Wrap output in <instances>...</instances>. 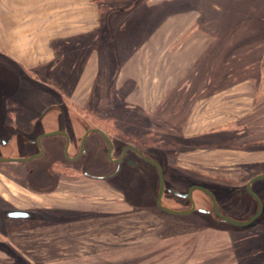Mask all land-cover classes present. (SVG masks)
Masks as SVG:
<instances>
[{"label":"rangeland","instance_id":"obj_1","mask_svg":"<svg viewBox=\"0 0 264 264\" xmlns=\"http://www.w3.org/2000/svg\"><path fill=\"white\" fill-rule=\"evenodd\" d=\"M107 1L103 2L102 9L105 8L106 11L112 9L110 13H106V25L111 30L115 48L119 43L121 45L127 43H125L126 50L122 54V59L126 60L125 65L121 56L115 58L109 53V33L99 32L89 40L90 55H95L89 59V66L82 68L58 66L52 71L54 66L37 68L24 66L22 69L39 76L38 83L42 84V88H47L48 84L56 86L62 97L67 99L66 105L71 103L78 107L85 105L91 114H103L110 117L111 121L116 120V126L123 134L132 132L137 136L148 135L146 137L148 151L162 163L168 161L170 165L175 163V168L179 166L195 168L201 172L211 171L212 174L233 177L236 168L232 166H214V168H204V171L203 168L187 165L186 159L193 161L187 153L200 146L202 142L209 141L216 144L214 146H218L225 138L237 140L244 137L248 134L249 125L258 123V118H261L262 114L257 113L256 116L249 118L251 113L256 111L254 109L241 113V119L235 115L232 123L213 130V132L228 130L227 134L207 137L208 139L203 136L184 138L179 135L178 130L185 133L189 111L201 100V97L214 91L230 90L231 85L246 79L251 81L249 92L256 93L259 88L260 101L264 106V68H262L264 66V0H219L229 7V14L210 30L208 29L209 33L213 32L217 37L212 49L200 55L197 53L180 55V52L178 55H170L165 54L166 50L165 55H160L155 48L153 61L156 63L158 60V63L154 68L146 63L144 53L147 49L143 52L139 50L138 56L130 63L129 43L132 41L128 39L130 37L128 30L131 28L129 23L132 14L147 8L150 13L158 12L161 6L154 7L151 4L152 7H147V0ZM26 4L33 7L34 1L26 0ZM195 16V14L190 15L191 18ZM148 27L144 29L147 30ZM139 30V32L143 31V29ZM168 34L169 32L166 36ZM3 38L7 36L0 28V39ZM159 41L153 39L155 46ZM177 42L181 43V40ZM143 48H140L141 51ZM105 53H109V57L106 55L109 66H102V62L97 58L98 54L103 58ZM174 60L175 63L172 62ZM135 61H138V66H134ZM187 61H192L193 67L190 71L184 72L187 66H190ZM0 66L12 69L15 67L10 66L5 56L1 54ZM171 66L172 68L183 66L184 70L181 71L182 74L176 71L172 73L169 69ZM260 68L262 70L259 73ZM151 69L154 71L150 72ZM183 78L188 83L186 86L182 84ZM258 78H261V82L257 86ZM110 80L112 86L108 90L107 85ZM9 84L12 87L15 85L12 81ZM35 101L40 109L52 103L45 98H42V101L38 99ZM123 104L133 105L138 109H126ZM112 123L109 125L116 128ZM260 137V140L249 144L246 148L252 146L264 148V133L260 134ZM244 141H247V138L239 142ZM222 146L224 145L219 147ZM219 158L221 157L212 159ZM245 166L262 169L264 163ZM175 168L173 166L169 168L170 174L176 173ZM134 176L138 191L142 195H147L149 188L142 176L136 172ZM81 179L83 180L79 185H83L82 187L66 182L59 183L60 188L57 190L54 189L55 182L49 177H43L35 183L17 184L5 179L0 180V194L3 195V198L0 196V209L5 208L3 205L6 202L5 198L13 204L12 207L31 210L28 212L38 218L36 221L21 223L18 221L24 220L12 218L18 221L3 222L0 217V227H2L0 230L3 232V236L0 234V241L1 237L6 239L12 232H27L30 236L23 234L24 238H19L17 241L25 242L26 245L35 243L37 247L46 245L45 247L49 249L55 247V253L53 249L51 250L50 261L42 264H253L252 258L261 252L259 249L263 248L264 239L257 238L254 235L255 230L239 233L207 217L196 218L201 225L194 227L190 225L197 222L192 219L193 217L173 218L159 215L155 210L152 212L140 210L142 205L130 194L128 187L130 184L126 183L130 181V177L124 182L125 185L120 179L115 178L105 181ZM75 190H82L84 197L74 196L72 191ZM53 191L58 192L51 193ZM195 194L203 197L199 193ZM56 204L78 209L74 211L61 209L58 212L37 211L42 209V206ZM78 210L83 211L73 213ZM36 232L41 235L36 239L38 242L33 240ZM0 249L1 252L13 255V251L8 247ZM20 261L23 260L20 258ZM0 264H9V262Z\"/></svg>","mask_w":264,"mask_h":264},{"label":"flooded vegetation","instance_id":"obj_2","mask_svg":"<svg viewBox=\"0 0 264 264\" xmlns=\"http://www.w3.org/2000/svg\"><path fill=\"white\" fill-rule=\"evenodd\" d=\"M38 79L39 76L25 72L18 66L13 69L0 66V180L17 184L35 183L49 177L55 182L54 189L57 190L59 183L66 182L82 187L79 185L83 180L81 178L92 181L115 178L124 184L130 177L126 183L130 184V194L142 205L140 210H155L159 215L173 218L193 217L195 221L196 218L207 217L239 233L255 230L254 235L264 239V180L253 181L247 188L249 181L264 174V168L236 166V177H231L178 165L175 168V163L170 165L168 161L162 163L148 151L145 136L138 137L132 132L123 134L116 126V120L111 121L103 114H91L85 105H66L67 99L62 97L56 86L48 84L47 88H42ZM11 81L15 84L13 87L9 84ZM111 86L110 80L108 90ZM42 98L52 103L40 109L35 100L42 101ZM48 107L52 109L48 110ZM112 122L116 128L109 125ZM229 144L227 142L226 145ZM171 166L176 173L170 174ZM134 172L146 182L149 188L147 195L138 191ZM105 175L110 177L93 178ZM54 192L58 191L51 193ZM72 192L74 196L84 197L82 190ZM5 201L3 210L25 211L16 208L18 206L12 207L9 200ZM157 202L172 213L160 208ZM259 203L260 213L250 228L230 225L219 216L245 222L258 211ZM149 204L151 206L148 207ZM61 209L74 211L78 208L56 204L42 206L37 211L58 212ZM135 209L138 210L137 207ZM11 221L18 220L8 222ZM190 225L200 227L201 222ZM259 250L261 252L252 258L253 264L264 263V245Z\"/></svg>","mask_w":264,"mask_h":264},{"label":"crops","instance_id":"obj_3","mask_svg":"<svg viewBox=\"0 0 264 264\" xmlns=\"http://www.w3.org/2000/svg\"><path fill=\"white\" fill-rule=\"evenodd\" d=\"M33 1L34 6L30 7L26 4V0H0V28L8 38L0 39V54L5 56L10 66L20 68L24 66H35L36 68L54 66L51 70L58 66L69 68L89 66V59L95 56L90 55L89 40L99 32L109 33V53L115 58L121 56L122 59L127 43L125 42L126 44L123 45L119 43V46L115 48L116 46L110 34L111 30L106 25V13H110L112 9L107 11L105 8L102 9L103 2H108L107 0ZM183 1L190 0H147V7H152L151 4L154 7L160 5L161 9L158 12L150 13L147 8L132 14L129 23L131 28L128 30L130 32L128 39L134 43V45H132V42L129 43L131 51L128 58H130V63L138 56L139 50L143 52L144 49H147L144 53L146 54V63H148V66H153L152 68L158 63V60L156 63L153 61L155 48L160 52V55L164 54L165 50V54L170 55H178V52H180V55H187L188 53L200 55L212 49L216 44L217 37L214 35L215 33H209L208 31L212 26L223 20L224 16L219 14L226 3L219 0H196L199 4L198 9L193 7L192 9L179 10L178 8ZM144 11L145 13H143ZM191 14H195V18H191ZM174 23L177 24L172 26ZM147 26L149 27L145 30L144 28ZM139 29H143V31L139 32ZM168 32L169 34L166 36ZM153 39L160 40L158 42L160 45L156 44L157 46H155ZM178 40H181V43L177 42ZM142 47L144 48L141 51ZM184 52L186 53L183 54ZM109 53H105V56H102L103 58L98 54L97 58L102 62V66H109L106 59V55L109 57ZM123 60L122 63L124 62L125 65L126 60ZM172 62L175 63L176 60ZM186 63L190 66H187L184 72L190 71L193 67L192 61ZM134 66H138V61H135ZM172 67H169L172 73L176 71L179 74L184 70L183 66ZM261 70L260 68V72ZM153 71V69L150 70V72ZM131 77L133 78V75ZM153 80L155 81V79ZM260 82L261 78H258V81H256L257 86ZM182 84L185 86L188 84L185 78H183ZM250 86L251 81L246 79L241 83L231 85L230 90L214 91L203 98L201 97V100L194 104L187 117L188 123L185 133L178 130L179 135L184 138L203 136L208 139L207 137L227 134L228 130H217L216 132H213V130L232 123L235 115L240 118L241 113L250 112L254 109L256 111L252 112L249 118L256 116L257 113L262 114V117L258 118V123L249 125L247 135L237 140L225 138L222 147H219L222 144L214 146L216 144L212 142H202L200 146L187 153L190 158H193V161L185 160V163H188L187 165L204 169L214 168V166L236 167L264 163V148L260 149L253 146L246 148L249 144L260 140V134L264 133V124H261L264 123V108H262L260 101L259 88L258 92L255 93L254 91L253 93V91H248ZM123 105L126 106V109H138L133 105ZM245 138H247V141L239 142ZM227 142L231 145H226ZM217 157L221 158L212 159ZM235 175L236 173L233 174V177H236ZM0 196L3 198L2 194ZM5 200L7 199L4 198ZM7 211L9 210L0 209V217L3 222L12 220L4 219ZM0 234L3 236V232ZM23 234L27 235L28 233L12 232L6 239L1 237L0 246L2 248L8 247L13 251V255L1 252L0 249V263L42 264L50 261L52 257L51 250L53 249V253H55L56 248L50 247L49 249V247H45L46 245L37 247L35 243L26 245L25 242L17 241L19 238H24L22 237ZM33 236H35L33 240L38 242L36 239L40 238L41 235L36 232ZM45 252L46 254H44ZM20 258L23 261H20Z\"/></svg>","mask_w":264,"mask_h":264},{"label":"water","instance_id":"obj_4","mask_svg":"<svg viewBox=\"0 0 264 264\" xmlns=\"http://www.w3.org/2000/svg\"><path fill=\"white\" fill-rule=\"evenodd\" d=\"M198 6H199V4L197 3L196 0L183 1L182 5H180L178 9L179 10L192 9L193 7H197V9H198ZM48 110H51V108H49ZM49 135H51V134H46L45 136H49ZM110 175H112V174H110ZM110 175L93 177V178L94 179H105V178L107 179V178L110 177ZM256 180H264V174L256 176L251 181H249V183L247 184V188L253 181H256ZM237 190H241V189H237ZM168 191L170 193L176 194L175 191H173V190H168ZM254 198H255V196H254ZM157 205L160 208L164 209L165 211L170 212L169 210H166L164 207H162L158 202H157ZM260 208H261V204L259 203L258 211L248 221H245V222H237V221L229 219V218H227V217H225L223 215H219V216L222 218V220L225 223H228V224L234 225V226H241L244 229H246V228L252 227L251 223L258 216V214L260 213ZM170 213H172V212H170ZM5 215L6 216L4 217V219L18 218V219L24 220V221H36L38 219L35 214H33L31 212H28V211H7V212H5Z\"/></svg>","mask_w":264,"mask_h":264},{"label":"trees","instance_id":"obj_5","mask_svg":"<svg viewBox=\"0 0 264 264\" xmlns=\"http://www.w3.org/2000/svg\"><path fill=\"white\" fill-rule=\"evenodd\" d=\"M225 6H226V7H225ZM228 9H229V7L225 4L224 7L221 8V13H220L219 15L226 17L227 14H229ZM259 72H260V71H259ZM147 136H148V135H145V137H147ZM142 137H143V136H142Z\"/></svg>","mask_w":264,"mask_h":264},{"label":"bare ground","instance_id":"obj_6","mask_svg":"<svg viewBox=\"0 0 264 264\" xmlns=\"http://www.w3.org/2000/svg\"><path fill=\"white\" fill-rule=\"evenodd\" d=\"M207 19V18H206ZM228 24V23H227ZM264 24V23H263ZM254 25V24H253ZM263 27V26H262ZM264 28V27H263ZM263 28H261V29H263ZM224 31V30H223ZM252 32V31H251ZM252 34V33H251ZM226 35V34H225ZM245 35V34H244ZM251 36V35H250ZM228 37V36H227ZM245 46V45H244ZM253 51V50H252ZM256 51V50H255ZM223 57V56H222ZM223 59V58H222ZM221 63V62H220ZM264 107V106H263ZM262 107V108H263ZM263 110V109H262ZM179 114V113H178Z\"/></svg>","mask_w":264,"mask_h":264}]
</instances>
